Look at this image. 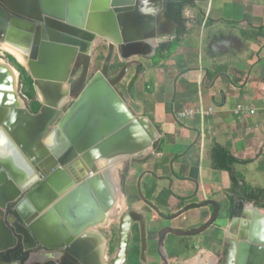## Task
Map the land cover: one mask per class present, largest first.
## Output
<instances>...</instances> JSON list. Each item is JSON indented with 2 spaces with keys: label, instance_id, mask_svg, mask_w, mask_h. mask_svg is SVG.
<instances>
[{
  "label": "water",
  "instance_id": "obj_1",
  "mask_svg": "<svg viewBox=\"0 0 264 264\" xmlns=\"http://www.w3.org/2000/svg\"><path fill=\"white\" fill-rule=\"evenodd\" d=\"M166 6L164 0H0V44L24 54L34 92L44 99L36 114L22 108L0 68V148L15 145L31 163L16 167L22 156L7 149L0 157V264H128L134 223L139 261L147 264L142 217H121L118 263L102 259L88 230L105 223L114 207L113 167L145 156L158 139L151 122L131 113L117 85L133 58L149 57ZM102 44L107 55L89 79L92 53ZM115 56L125 65L111 78ZM64 85L70 99L59 105ZM103 161L108 165L101 168ZM10 206L14 215L5 221ZM238 240L227 242L222 264H264L258 209Z\"/></svg>",
  "mask_w": 264,
  "mask_h": 264
},
{
  "label": "crops",
  "instance_id": "obj_2",
  "mask_svg": "<svg viewBox=\"0 0 264 264\" xmlns=\"http://www.w3.org/2000/svg\"><path fill=\"white\" fill-rule=\"evenodd\" d=\"M182 18L181 28L164 15L152 54L133 58L118 85L158 139L122 180L113 171L117 218L88 230L104 261L118 252L109 227L131 212L145 221L147 264H222L254 210L264 216V0H195ZM0 68L15 80L8 63ZM187 110L213 112L179 119ZM134 231L141 264L138 223L132 240Z\"/></svg>",
  "mask_w": 264,
  "mask_h": 264
},
{
  "label": "rangeland",
  "instance_id": "obj_3",
  "mask_svg": "<svg viewBox=\"0 0 264 264\" xmlns=\"http://www.w3.org/2000/svg\"><path fill=\"white\" fill-rule=\"evenodd\" d=\"M103 47H105V49H107L106 48V46L105 45H102ZM101 46V47H102ZM101 47H99V48H97L95 51H93V53H92V64H91V69H90V73H89V79L92 77V75L94 74V71H95V68H96V66L100 63V64H102L103 63V61H104V58L106 57V55H107V50L106 51H104L103 49L104 48H102L101 49ZM100 49H101V54L102 53H104L102 56H96V54L98 53V51H100ZM103 50V51H102ZM9 52V51H8ZM8 52H6V51H4L3 49H1L0 48V61L1 62H5V64L6 63H8L16 72H17V70L6 60V55H10V56H13L14 54H10V53H8ZM20 57H22L20 54H18ZM14 57V56H13ZM116 58H118L117 56H115ZM15 58V57H14ZM23 58V57H22ZM23 65V64H22ZM23 67H24V69H26L25 67H26V64L25 65H23ZM17 75H16V77H17V82H15V83H17L16 84V87H14L13 88V90L16 92L15 94H16V96H18V98H19V102L22 104V105H25V108L26 109H29L30 111H31V109L33 108V106H31L30 105V103H31V101H33V102H38V101H40V95L39 96H37L36 95V93H35V96H34V99L33 100H31L32 98V95H31V88H30V84H29V82L27 81V83H25L24 81V83H21V81H20V75H19V73L17 72L16 73ZM29 76V75H28ZM30 77V76H29ZM30 79H31V77H30ZM32 80V79H31ZM117 90H118V85H117ZM42 97V96H41ZM67 103V102H66ZM70 104H71V102H69L67 105H65V107L63 108V111L65 112L68 108H69V106H70ZM132 159H134V158H129V159H126V160H124V161H122V162H120V163H118V165H117V170L118 171H116L117 173H115V178H116V180H117V177H118V180L120 179V180H122V178H123V175H125V169L127 168V163L130 161V160H132ZM117 174V175H116ZM121 216H122V214H120ZM112 228V229H111ZM118 228H119V223H118V221H116V223H114L113 225H112V227L110 226L109 227V230H108V236L110 237L111 235H112V243H111V248L113 249V250H116V244H118V242H117V240H118ZM111 230V231H110ZM135 231L133 232V235H135ZM137 236L135 235L134 237H133V240H132V242H131V247L129 248V259H128V264H137L136 262V260H137V254H138V245H137ZM115 255V251L113 252V253H111L110 254V256H109V258H111V257H113Z\"/></svg>",
  "mask_w": 264,
  "mask_h": 264
},
{
  "label": "trees",
  "instance_id": "obj_4",
  "mask_svg": "<svg viewBox=\"0 0 264 264\" xmlns=\"http://www.w3.org/2000/svg\"><path fill=\"white\" fill-rule=\"evenodd\" d=\"M193 1H195V0H168L165 17L167 19H170V20L172 19L174 22H176L182 28L183 24H184V20L182 18L183 9H184V7L193 3ZM103 50L106 51L105 47ZM103 54L104 53H102L101 56ZM5 57H6V60L19 73L21 83H24V82L27 83V81L29 82L30 88H31V95H32L31 100H33L34 96H35V92H34V88H33V81L28 76L27 71L19 63H17V61L12 56L6 55ZM123 66H124L123 63H121L119 61V59L115 57L112 64H111V67H110V71H109L110 77L111 78L116 77L119 74V72L121 71V69L123 68ZM30 105L33 106V108L31 109V113L36 114L39 112L40 104L38 102L31 101Z\"/></svg>",
  "mask_w": 264,
  "mask_h": 264
},
{
  "label": "bare ground",
  "instance_id": "obj_5",
  "mask_svg": "<svg viewBox=\"0 0 264 264\" xmlns=\"http://www.w3.org/2000/svg\"><path fill=\"white\" fill-rule=\"evenodd\" d=\"M0 48L1 49H3L4 51H6V52H8V53H12V54H14V56L16 57V59L21 63V64H23V65H25L26 64V62H25V58H24V54L22 53V52H20L18 49H16L15 47H13V46H10V45H8V44H6V43H1L0 44ZM18 54H20L22 57H20ZM152 54V53H151ZM150 55V54H149ZM1 63V62H0ZM2 69V68H1ZM3 70V69H2ZM3 72H4V70H3ZM5 73V72H4ZM16 75V74H15ZM13 81H15V82H17V77H15V80H13ZM14 88V87H13ZM13 88H12V90H13ZM61 92H63V96L61 97V99L58 101V104L59 105H61V104H63L64 102L66 103L69 99H70V95H69V93L66 91V87H65V85L64 86H62V89H61ZM16 93V92H15ZM40 99H41V101H44V99H43V97H39ZM45 103H46V101H45ZM51 108V107H50ZM1 129H3L1 126H0V130ZM6 138H7V136H6ZM50 141L51 140H48V141H46V142H42L43 143V145H49V143H50ZM0 142H1V140H0ZM10 143H11V141H9ZM12 144V143H11ZM14 144V143H13ZM12 144V145H13ZM0 149H2L1 151V153H0V157L1 158H5V157H7L6 155L9 153V152H11V151H16V153L18 154V155H21L22 156V159H23V166L21 165V164H19L18 162H16L15 163V166L16 167H24V165H28V166H31L30 164V161H28V159L26 158V157H24V155L22 154V152L14 145V146H12V148L11 149H8V147H6V145L5 144H1V148ZM5 149H7V151H9V150H11V151H9L8 153H6V151H5ZM19 162H22V161H19ZM104 162H107V161H104ZM100 163V162H99ZM107 165H108V163H107ZM117 166V165H116ZM116 166L115 167H113V169L111 170V178H112V175H113V171L115 170V168H116ZM118 168V167H117ZM116 199H117V193H116V190H115V204H114V207L109 211V213L107 214V217H109L110 216V214L112 213V215H114L113 216V218H111V219H109V220H106L105 221V223H107V222H111V221H113V220H115L116 218H117V215H116V213H113V209L115 208V205H116ZM124 216V215H123ZM122 216V217H123ZM252 217L253 216H251V219H252ZM121 221V220H120ZM101 225H103V224H101ZM100 225V226H101ZM97 228L99 227V226H96ZM95 234H97V233H95ZM96 238V237H95ZM97 239V238H96ZM98 240L99 239H97V242H98ZM118 253H119V250H118V252L115 254V256L113 257L114 259H115V261H117V263L119 262L118 261V259H119V255H118ZM117 257V258H116Z\"/></svg>",
  "mask_w": 264,
  "mask_h": 264
},
{
  "label": "built area",
  "instance_id": "obj_6",
  "mask_svg": "<svg viewBox=\"0 0 264 264\" xmlns=\"http://www.w3.org/2000/svg\"><path fill=\"white\" fill-rule=\"evenodd\" d=\"M212 110H208L207 112H200L198 113L197 111L194 110H187V111H183L181 113H178V117L179 119H185V118H190V117H194L197 114H201V115H211L212 114ZM237 112H242V107H238L237 108ZM251 114L253 112H250Z\"/></svg>",
  "mask_w": 264,
  "mask_h": 264
},
{
  "label": "flooded vegetation",
  "instance_id": "obj_7",
  "mask_svg": "<svg viewBox=\"0 0 264 264\" xmlns=\"http://www.w3.org/2000/svg\"><path fill=\"white\" fill-rule=\"evenodd\" d=\"M25 58V57H24ZM17 60V59H16ZM18 61V60H17ZM21 64V63H20ZM92 64V63H91ZM90 69H91V66H90ZM90 73V72H89ZM13 86H14V81H13ZM13 86H12V88H13ZM14 91V90H13ZM14 94H15V91H14ZM15 96H16V94H15ZM16 98V97H15ZM33 114V113H32ZM10 215H14V206H10L9 207V209L7 210V215L5 216V221L7 220V217L8 216H10ZM21 241H20V239H18V241H17V245L20 243ZM16 257H21V259L20 260H24V256H22V254H18V255H16Z\"/></svg>",
  "mask_w": 264,
  "mask_h": 264
}]
</instances>
